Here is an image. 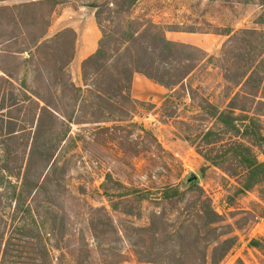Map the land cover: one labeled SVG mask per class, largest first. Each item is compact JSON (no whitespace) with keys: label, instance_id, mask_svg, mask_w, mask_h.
I'll use <instances>...</instances> for the list:
<instances>
[{"label":"rangeland","instance_id":"rangeland-1","mask_svg":"<svg viewBox=\"0 0 264 264\" xmlns=\"http://www.w3.org/2000/svg\"><path fill=\"white\" fill-rule=\"evenodd\" d=\"M110 1L0 0V165L44 180L49 264H264V0ZM149 22L188 48L126 90L115 38Z\"/></svg>","mask_w":264,"mask_h":264},{"label":"trees","instance_id":"trees-1","mask_svg":"<svg viewBox=\"0 0 264 264\" xmlns=\"http://www.w3.org/2000/svg\"><path fill=\"white\" fill-rule=\"evenodd\" d=\"M109 3L119 6L116 12L127 9L125 1L116 0ZM105 4L106 2L102 6ZM90 5L101 8L95 3ZM96 18L100 23L99 11ZM137 24L140 25L138 21ZM170 30L178 31L176 28ZM103 34L106 40L102 39L96 53L86 59L88 65H92L96 71L104 66L102 60L107 59L105 46L111 39L107 34L105 35V32ZM118 38L119 42H125L126 46L123 48L124 51L117 55L116 62H122V60L123 62L120 69L119 65H116V74L109 73L108 78H115V75L124 76L127 79L126 90L130 88L134 72L163 86L174 84L173 78L177 75L172 70L180 71L181 64L171 67H166V64L171 65V61L176 60L175 54H184L188 45L168 40L165 37V29L153 22H149L148 26L136 27L133 33H123L115 39ZM135 62L138 63L136 66H128ZM48 106L49 104L46 102V107L49 108ZM53 115L51 114V116ZM11 132L10 128L3 134V138H9ZM4 149L0 142V150ZM6 152L11 155L10 150L7 149ZM7 158L8 161L13 160L9 159L8 155ZM8 161L0 165V209H3L6 214L3 215L0 211V264H49L47 244L40 239L42 231L39 226L37 208H32L25 201L26 193L35 194L39 188L43 187L44 180H39L38 176L33 180L30 179L27 176V166L24 167L22 175L14 176L13 179L7 172ZM174 192H178V189L168 186L164 189L163 194L166 198H170Z\"/></svg>","mask_w":264,"mask_h":264},{"label":"water","instance_id":"water-1","mask_svg":"<svg viewBox=\"0 0 264 264\" xmlns=\"http://www.w3.org/2000/svg\"><path fill=\"white\" fill-rule=\"evenodd\" d=\"M193 179H195V175L192 174L189 178H188V182L192 181Z\"/></svg>","mask_w":264,"mask_h":264}]
</instances>
